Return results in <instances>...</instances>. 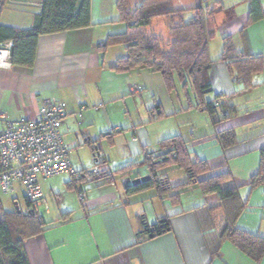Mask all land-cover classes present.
Here are the masks:
<instances>
[{
  "label": "crops",
  "instance_id": "0c3cea01",
  "mask_svg": "<svg viewBox=\"0 0 264 264\" xmlns=\"http://www.w3.org/2000/svg\"><path fill=\"white\" fill-rule=\"evenodd\" d=\"M41 1L13 0L9 4L13 15L0 25L28 29ZM168 1L175 9L184 10L196 4L185 7L180 5L184 0ZM116 2L90 0L88 27L42 35L37 40L32 67L11 65L0 69V132L7 121L35 119L44 100L64 102L67 116L60 133L68 146L73 173L64 174L70 179L66 188L75 196L85 192L84 203L67 205L60 200L55 214L50 215V210L39 214L50 225L23 241L29 264H256L229 242L222 243L217 258H210L193 209L205 203L217 204L218 198L215 194L204 195L196 184L183 190L178 201L172 203L168 195L160 198L153 189L126 196L123 181L145 176L141 165L129 176L116 175L111 184L102 179L88 182L81 177L97 163L107 165L110 173L140 164L144 154L157 152L162 139L179 135L188 142L192 158L207 162L214 173L229 172L233 178L242 203L235 226L264 237V186L251 190L246 185L264 147V94L263 102L252 111L239 115L236 110L243 96L252 95L259 87L264 93L261 75L253 77V87L246 91L231 78L224 62L213 59L208 71L210 94L218 96L214 104L216 111L221 108V113H226L224 121L216 122L211 115L213 124L207 133L193 129L187 138L169 133L162 124L166 115L162 102L154 95L155 88L162 86L160 74L140 67L127 73L114 72L111 67L125 56L123 46L100 49L108 36L126 32ZM260 3L264 11V1ZM243 12L217 30L223 37L227 34L236 39L237 54L264 57V22L246 25L248 9ZM136 87L142 91L133 93ZM229 129L247 135L255 130L259 133L236 137L234 145L222 148L216 134ZM180 171L168 167L160 175L176 186L186 181L185 173ZM51 179L40 181L44 200L56 188ZM224 212L216 211V225L225 218ZM140 217L148 225L168 217L170 230L138 239ZM258 264H264V257Z\"/></svg>",
  "mask_w": 264,
  "mask_h": 264
},
{
  "label": "trees",
  "instance_id": "16d2710c",
  "mask_svg": "<svg viewBox=\"0 0 264 264\" xmlns=\"http://www.w3.org/2000/svg\"><path fill=\"white\" fill-rule=\"evenodd\" d=\"M89 1L42 0L28 29L0 25V43L12 42L11 64L32 67L37 40L42 35L88 27ZM129 5V0H117L119 21L126 24V32L108 36L100 48L104 50L110 46H123L125 56L118 59L111 70L127 73L136 67L147 68L159 73L168 89L173 88L178 81L186 92L191 91L197 110L214 115V101L218 96H215L214 101H205L204 96L211 92L208 71L213 61L209 57L208 41L214 33V17L223 10L220 3L203 6L202 0H196L195 6L189 10L175 9L168 0H141L133 7ZM188 11L192 16L186 19L184 15ZM233 18L234 14L229 10L222 24ZM259 21L264 22L260 0H248L246 25ZM222 45L218 61L224 62L231 78L238 81L243 90L252 88L253 77L262 72L263 56L237 54L229 36L223 37ZM216 138L222 148L236 143L232 129L217 133ZM138 165L144 167L150 179L126 188V196L153 189L160 198L168 195L170 202L174 203L183 190L196 184L204 195L215 194L218 198L217 204L205 203L193 209L210 258H217L222 243L229 242L254 263L258 264L263 259L264 237L238 229L234 224L241 212L242 203L238 187L229 172L214 173L207 162L192 158L187 141L174 135L162 139L158 143L157 152L144 154L140 164H130L109 172L101 179L105 184H111L116 175L129 176ZM168 167L182 170L186 181L171 186L160 175ZM246 185L251 190L264 186V147L260 150L259 165ZM27 206L28 213L22 216L5 214L0 208V264H29L23 241L41 234L50 225L31 210L28 202ZM219 209L225 211V218L218 226L215 214ZM169 230L168 217L152 225L140 217V231L136 237H154Z\"/></svg>",
  "mask_w": 264,
  "mask_h": 264
},
{
  "label": "built area",
  "instance_id": "2783aa9c",
  "mask_svg": "<svg viewBox=\"0 0 264 264\" xmlns=\"http://www.w3.org/2000/svg\"><path fill=\"white\" fill-rule=\"evenodd\" d=\"M13 0H0V8ZM12 42L0 43V69L11 67ZM142 88H132L139 93ZM97 110V108H94ZM225 115L226 113L223 112ZM67 116L66 104L55 99L41 103L35 119L5 122L0 132V191L10 194L19 185L31 210L46 205L40 181L64 174H73L68 156V146L63 142L60 128ZM109 173L105 164H95L81 173L88 182L101 179ZM80 203L85 202V192L77 193Z\"/></svg>",
  "mask_w": 264,
  "mask_h": 264
},
{
  "label": "rangeland",
  "instance_id": "374dc122",
  "mask_svg": "<svg viewBox=\"0 0 264 264\" xmlns=\"http://www.w3.org/2000/svg\"><path fill=\"white\" fill-rule=\"evenodd\" d=\"M261 1L263 3L264 0ZM216 2L220 3L223 10L221 13L214 17L215 25L212 27L214 33L211 39L208 41V52L210 60L216 59V61H218L223 48V36L221 35V32L217 30V27L222 24L223 20L225 19L226 12L231 10L234 16H239L242 14L244 9H248V2L246 1L242 3L241 0H202L203 6H210L212 4H215ZM131 3L129 0V6L133 7L135 5V2ZM181 3L180 5L189 7L190 5H194L196 3V0H184ZM9 8L10 6L8 3H5L3 5V8L0 11L1 23L4 21L6 22L7 19L11 18V16L13 15L12 12H9ZM184 16L186 19H188L192 15L190 11H188ZM225 35L226 36L224 37H227V34ZM229 37L235 51L236 39L233 40L231 35ZM260 75L261 80L264 82V57L263 69ZM262 90L263 89L259 87V91L254 92L252 95L242 93L241 95L247 94V97L243 96V98L241 99L238 108H236V110L238 111L237 113L239 115H244L246 111H252V109L257 107L256 105L261 104L263 102L262 96L264 94L262 93ZM154 91V95L156 96V98H159L162 102L164 112L166 114L164 119L165 121L162 124H166V128L167 130H169V133H181L183 137L187 138L188 135L193 132V129H196L198 133H207L209 127L212 126L213 122L211 121V115L207 111L197 110L191 91L188 90L186 92V90L183 89V86L178 81H176L175 86L170 89H168L162 81V86H160L159 88H155ZM214 98L215 97H212L210 93L204 96L205 101H214ZM220 109L219 111L217 110L214 113V120L216 122L218 119L219 121H224L223 112L221 113ZM235 133V137H238V139H240V137L244 138L248 135H258L259 131L255 130V132L247 135L245 131L241 132L238 129V131ZM180 173L183 174L182 171H180ZM69 180L70 179L68 175L52 177L51 181L52 183H55L56 188L55 190H53V193H49L47 194V196L45 195L46 205L38 208L39 214H44L47 210H50V215L55 214V211L57 209L56 204L60 200L63 201V204L66 203L67 205H72L75 202L77 204L80 203L77 196H75L74 193L67 190L66 188V183L69 182ZM46 193H48V191H46ZM0 208L1 211L5 214H15L17 216L26 215L29 208L27 206V201L24 197L23 190L19 187H15V191L10 194H4L2 191H0ZM50 215H45V218L50 219Z\"/></svg>",
  "mask_w": 264,
  "mask_h": 264
},
{
  "label": "water",
  "instance_id": "95a60500",
  "mask_svg": "<svg viewBox=\"0 0 264 264\" xmlns=\"http://www.w3.org/2000/svg\"><path fill=\"white\" fill-rule=\"evenodd\" d=\"M150 179L149 176H142V177H139V178H135L133 180H130L128 178L124 179L123 181V184H124V188H128L130 186H135V185H138L140 183H143V182H146Z\"/></svg>",
  "mask_w": 264,
  "mask_h": 264
}]
</instances>
